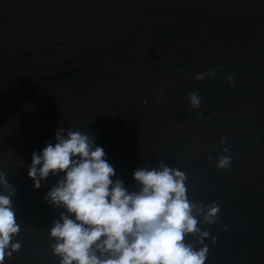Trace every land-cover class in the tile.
I'll list each match as a JSON object with an SVG mask.
<instances>
[{"label":"water","instance_id":"1","mask_svg":"<svg viewBox=\"0 0 264 264\" xmlns=\"http://www.w3.org/2000/svg\"><path fill=\"white\" fill-rule=\"evenodd\" d=\"M69 127L129 191L133 170L163 162L190 199L217 202L218 222L200 225L217 238L206 264H264V0H0V171L21 244L2 264H58L48 229L63 209L44 199L58 177L34 189L27 166Z\"/></svg>","mask_w":264,"mask_h":264},{"label":"clouds","instance_id":"2","mask_svg":"<svg viewBox=\"0 0 264 264\" xmlns=\"http://www.w3.org/2000/svg\"><path fill=\"white\" fill-rule=\"evenodd\" d=\"M220 70L194 73L193 78L204 80ZM226 79L229 85L235 83L232 76ZM186 99L192 109L201 108L198 91L187 93ZM54 140L31 153L27 176L34 189L50 175L58 177L44 197L63 209L48 229L58 264H206L205 241L215 243L217 238L200 225L216 224L220 205L190 199L184 171L163 162L136 168L132 178L137 188L129 191L121 179L112 178L115 169L92 134L78 127L58 128ZM228 153L226 146L217 153V169L230 167ZM15 192L0 171V264L21 247L14 240L20 232L12 202ZM193 235L195 242H188Z\"/></svg>","mask_w":264,"mask_h":264}]
</instances>
